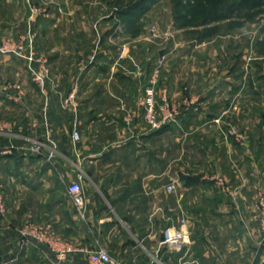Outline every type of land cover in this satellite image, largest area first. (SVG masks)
Returning <instances> with one entry per match:
<instances>
[{"label": "crops", "instance_id": "obj_1", "mask_svg": "<svg viewBox=\"0 0 264 264\" xmlns=\"http://www.w3.org/2000/svg\"><path fill=\"white\" fill-rule=\"evenodd\" d=\"M105 57L96 54L89 59L77 114L60 109V95L67 90L58 86L49 85L46 96L35 89L38 101L27 98L20 104L0 98V147L44 144L40 155L15 149L10 155L0 153V187L8 209L7 218L0 221V264H89L80 251L98 246L127 264H253L264 241L254 211L255 195L264 190V141L258 137L251 153L232 147L228 153L227 146L209 167L203 160L198 163L197 176L215 174L228 189L240 193L237 198L221 192L211 195L221 188L205 179L183 183L180 207L189 218L190 243L181 253H170L162 246L171 211L164 191L171 181L170 135L146 124L139 102L144 86L109 83L111 75L101 63ZM200 103L201 110L211 113L217 106L203 107L205 99ZM134 107L137 115L130 113L125 121L126 111ZM195 122L203 126L206 120ZM74 131L80 134L78 141ZM201 137L204 142L205 135ZM61 141L66 145L57 144ZM159 142L162 149L155 148ZM78 180L85 190L83 220L67 192ZM193 190L198 195L191 199ZM26 226L54 236L72 252L60 256L30 242L21 233Z\"/></svg>", "mask_w": 264, "mask_h": 264}, {"label": "rangeland", "instance_id": "obj_2", "mask_svg": "<svg viewBox=\"0 0 264 264\" xmlns=\"http://www.w3.org/2000/svg\"><path fill=\"white\" fill-rule=\"evenodd\" d=\"M104 39L108 42H102ZM138 39L143 42H136ZM22 41L21 57L0 51V92H4L0 98L8 103L23 104L27 98L38 101L34 91L39 88L46 96L49 85L58 86L67 90L60 95V109L77 114L83 72L96 54L106 56L100 60L105 74L111 75L109 83L140 85L146 92L154 89L156 116L160 121L168 118L162 128L170 135L165 148L167 143L171 181L164 191L170 197L171 211L165 229L182 219L189 222L180 207L183 183L205 179L221 188L211 195L239 196L240 190L228 189L215 174L197 176L198 163L203 160L209 167L221 159L219 152L227 146L228 153L231 147L251 153L258 137L264 141V0H0V49H16ZM40 75L44 87L38 82ZM146 92L139 100L144 120L146 109L141 101ZM202 99L203 107L217 105L213 113L208 108L201 110ZM126 113L125 121L137 115V110L134 107ZM198 118L206 123L197 125ZM213 134L219 137L213 138ZM34 145L32 141L20 149H0L35 155L30 151ZM155 148L162 149L161 142ZM171 184L177 190L168 195L166 188ZM189 193L191 199L197 198L198 192ZM261 195L264 190L255 195L256 220ZM77 212L83 220L86 214ZM7 215L6 203L0 221ZM25 230L38 233V227L26 226L21 233Z\"/></svg>", "mask_w": 264, "mask_h": 264}, {"label": "built area", "instance_id": "obj_3", "mask_svg": "<svg viewBox=\"0 0 264 264\" xmlns=\"http://www.w3.org/2000/svg\"><path fill=\"white\" fill-rule=\"evenodd\" d=\"M24 45L25 42H19L16 44V49H9V46L5 47L4 49H0L2 53H14L17 56L23 55L24 51ZM38 82L41 84L42 87H44V76L40 75L38 76ZM76 91L71 95L70 101H74L76 99ZM155 92L154 89H149L146 92V97L144 100L141 101V103L145 106L146 109V115L145 120L147 124L153 129V130H159L162 127L166 125L167 117L160 121L158 117L156 116V99H155ZM166 101V99H164ZM73 138L75 141H78L80 139V134L77 131H74ZM14 148H11L10 151L3 150L0 152L3 154H13ZM42 150V145L40 142L35 141L34 147L30 150L35 155H40ZM29 151V150H28ZM177 186L176 185H169L166 188V193L168 195H172L176 192ZM67 192L74 201L75 205L81 210V212H85V190L80 182H74L68 185ZM257 221L259 223L260 233L264 240V196L261 195L257 207ZM6 213V203H5V197L3 194V191L0 187V214ZM23 237L27 240H36L38 241V244L40 245H46L48 246L51 251L58 253L60 256L64 255L68 252H72V249L69 247H64L58 243V241L54 238V236L47 234V233H32L29 230H25L22 232ZM190 235L189 228H188V221L185 219H182L177 226L169 227L164 230L162 233V246L165 247L170 253L173 254H179L181 253L190 243ZM81 253L85 254L88 258L89 264H127L122 261H118L117 259L113 258L110 253L103 247L98 246L95 249L88 250V249H82L80 251ZM262 262L264 261V254L262 256Z\"/></svg>", "mask_w": 264, "mask_h": 264}, {"label": "water", "instance_id": "obj_4", "mask_svg": "<svg viewBox=\"0 0 264 264\" xmlns=\"http://www.w3.org/2000/svg\"><path fill=\"white\" fill-rule=\"evenodd\" d=\"M162 241H163V239H162ZM263 254H264V241L261 244V246H260V248H259V250L257 252V255H256L255 259H254L253 264H260Z\"/></svg>", "mask_w": 264, "mask_h": 264}]
</instances>
